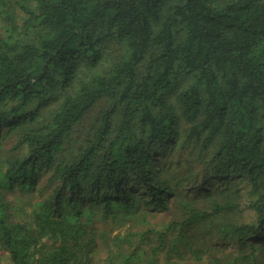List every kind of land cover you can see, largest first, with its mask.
<instances>
[{"label":"trees","instance_id":"16d2710c","mask_svg":"<svg viewBox=\"0 0 264 264\" xmlns=\"http://www.w3.org/2000/svg\"><path fill=\"white\" fill-rule=\"evenodd\" d=\"M166 143L193 152L201 182L196 166L167 174L154 148ZM235 176L256 221L228 192ZM175 204L162 228L114 236L108 264H264V0H0V247L12 263L90 264L98 219Z\"/></svg>","mask_w":264,"mask_h":264},{"label":"rangeland","instance_id":"374dc122","mask_svg":"<svg viewBox=\"0 0 264 264\" xmlns=\"http://www.w3.org/2000/svg\"><path fill=\"white\" fill-rule=\"evenodd\" d=\"M15 9L18 15H20V8L18 6H15ZM1 30V32L5 33L3 26ZM110 61L111 58L100 67H106ZM111 103L112 100L109 97L102 99L90 110L83 121L74 127L73 131L69 134L66 141V150L64 151L66 155L73 154V150L78 149L81 144H84L87 139L90 138V136L92 135V131L100 120L101 113L104 109L109 107ZM17 135L18 132L15 131H12L6 135L3 142V153L6 154L9 152H14L12 148L18 140ZM154 148L156 150L155 157L158 159V162L165 168H167V174L173 176V178H175V176H184L188 172L189 166H196L194 174L195 177L191 180L193 182L192 185H195L196 183H199L203 180V174L200 171L199 163L197 162L196 157L193 156L192 151H189L187 150V148L180 146V144L172 146L170 143L155 145ZM184 170H186V173L183 175ZM218 182H220V180H217V183ZM185 183L188 184L187 180ZM209 183L212 184V186L216 185L215 181H210ZM134 186L136 188H134L135 190H138V188L141 187L140 184L137 183H135ZM137 186L139 187L137 188ZM250 188L251 187L246 179L235 176L230 180L228 192H235L237 195L236 197L241 202V206L243 208L240 213L242 215V220L252 222L256 221V215L252 209L247 207V202L250 197ZM9 197L12 198L13 194H11ZM30 198L32 200H35L37 198V195H31ZM175 208H177L176 204L175 207H172V209H154L141 206L137 212L129 216H121L118 219H109L108 221L98 219L95 222L96 243L91 248L90 255L92 256V259L90 264H108V260L112 251L116 249L115 245L112 242L114 236L127 233L137 234L139 232L145 231L148 228L160 229L164 226V224L171 220V218L173 217V210ZM221 244L229 248H234L237 246V243L234 240L225 242L221 241ZM131 249L132 248L128 244H126L125 252L128 250L130 251ZM148 258L149 256L145 254L144 260ZM0 264H13L9 252L1 247ZM138 264L144 263L139 262ZM154 264H208V261L207 259L197 260L191 256H187L184 259L174 258L169 261L165 257V255L161 253L160 256L157 257V260L154 262Z\"/></svg>","mask_w":264,"mask_h":264}]
</instances>
